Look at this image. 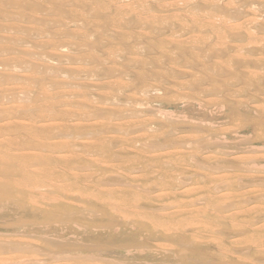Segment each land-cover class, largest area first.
<instances>
[{
	"label": "bare ground",
	"instance_id": "bare-ground-1",
	"mask_svg": "<svg viewBox=\"0 0 264 264\" xmlns=\"http://www.w3.org/2000/svg\"><path fill=\"white\" fill-rule=\"evenodd\" d=\"M254 140L264 0H0V264H264Z\"/></svg>",
	"mask_w": 264,
	"mask_h": 264
},
{
	"label": "rangeland",
	"instance_id": "rangeland-1",
	"mask_svg": "<svg viewBox=\"0 0 264 264\" xmlns=\"http://www.w3.org/2000/svg\"><path fill=\"white\" fill-rule=\"evenodd\" d=\"M173 105V104H172ZM172 105H170V106H168V107H166V108H172L171 110H174V107L175 106H178V105H173V107H172ZM179 110V109H178ZM227 125V124H226ZM230 126V124L228 123V127ZM232 126L233 127H235L233 124H232ZM231 126V127H232ZM257 140H254V142H252L255 146H257V147H255V148H257L256 150H253V152L252 151H250L251 153H249L248 155L249 156H254V159H255V161H258V163L260 164V165H262V166H264V141H262V140H258L257 142H256ZM261 148V149H260ZM256 151V152H255ZM255 153V154H254ZM256 153H258V155L256 154ZM260 160H262L261 162H260ZM164 165V167L166 168V164H163ZM159 166V165H158ZM223 172V173H222ZM219 175H218V174ZM217 173L216 172H212V171H208V173L207 174H217V175H215L217 178L218 177H220V176H226V175H228V174H235V175H238V173H237V171H233V172H228V171H225L224 169H222L221 171H217ZM222 173V174H221ZM213 175V176H214ZM262 175V174H261ZM264 175V174H263ZM226 183V184H225ZM216 184H218L219 186H221V187H225V190L224 189H222L221 190V192H225V193H227L228 194V196L227 197H232V196H234L235 198L233 199V200H240V201H242V200H244V199H246V198H248V197H252L253 195L252 194H250L249 195V190L247 191L246 189L243 191V190H240V189H236L235 188V186L232 184V182H221V181H219L218 183H216ZM221 184V185H220ZM192 186V185H191ZM227 191H229V192H227ZM246 193H247V197H246ZM226 194V195H227ZM237 194V195H236ZM259 204H260V202H256V201H251L250 202V204H249V206H257V207H259ZM261 206V205H260ZM207 207H209L210 208V206L209 205H207Z\"/></svg>",
	"mask_w": 264,
	"mask_h": 264
}]
</instances>
